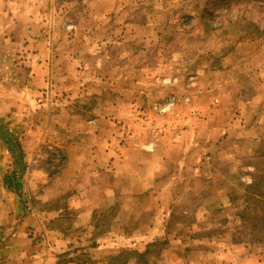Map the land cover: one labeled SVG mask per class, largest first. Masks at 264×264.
Segmentation results:
<instances>
[{"label":"rangeland","instance_id":"obj_1","mask_svg":"<svg viewBox=\"0 0 264 264\" xmlns=\"http://www.w3.org/2000/svg\"><path fill=\"white\" fill-rule=\"evenodd\" d=\"M31 2L33 46L0 0V264H264V0Z\"/></svg>","mask_w":264,"mask_h":264},{"label":"crops","instance_id":"obj_2","mask_svg":"<svg viewBox=\"0 0 264 264\" xmlns=\"http://www.w3.org/2000/svg\"><path fill=\"white\" fill-rule=\"evenodd\" d=\"M5 5L6 9L5 7L3 8L4 16L2 18L5 20L4 22L6 23V26L12 29V25H15L16 29L18 26L22 30H26V32L22 31L21 33H18V35L16 33V37L18 38L19 36L22 44H27L29 46H33L35 44L38 45V41L34 38L37 36L38 32L35 30L39 29L38 25L40 21L37 16L34 17L33 15L36 11L35 9L38 8L37 4H33L31 2V4L28 5L27 0H5ZM29 29L30 32L28 31ZM5 35L8 36L9 39H12L10 32ZM24 37H26L25 41H23ZM30 37L31 39H29ZM7 157L9 156L6 153L0 138V173L2 172L1 169H3ZM15 201L16 200L11 192L4 188L3 180L0 175V237L12 236L10 242L14 246V250L17 248L19 240L21 241L24 231V223L19 218V205Z\"/></svg>","mask_w":264,"mask_h":264},{"label":"trees","instance_id":"obj_3","mask_svg":"<svg viewBox=\"0 0 264 264\" xmlns=\"http://www.w3.org/2000/svg\"><path fill=\"white\" fill-rule=\"evenodd\" d=\"M0 137L4 146L7 147V151L11 155V158L15 164L14 169L8 175H4L2 177L3 186L5 189L14 191L15 193L18 194V191L20 189V183L18 182L19 178L17 176V172L20 170V163L18 162L19 158L15 157L14 150L16 149V146L12 145L10 140L7 139V133L1 129H0Z\"/></svg>","mask_w":264,"mask_h":264}]
</instances>
